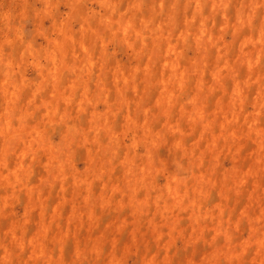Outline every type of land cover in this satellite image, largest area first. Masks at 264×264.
I'll return each instance as SVG.
<instances>
[{"label":"rangeland","instance_id":"obj_1","mask_svg":"<svg viewBox=\"0 0 264 264\" xmlns=\"http://www.w3.org/2000/svg\"><path fill=\"white\" fill-rule=\"evenodd\" d=\"M68 2L63 0L58 4L61 13ZM128 2L120 0L122 7ZM221 2L227 4L229 0H166L174 12V27L159 37L155 56L133 59L126 48L108 45L111 55L105 62L103 79L88 81H82L72 72V59L88 48L87 43L78 40L74 34L80 24H73L71 31H65L63 21L51 14L36 16L34 13L45 8L49 0H4L0 3V18L18 25V13H23L22 31L35 34L26 41L29 57L35 56L32 49L40 48L50 55L51 69H42V61L32 62L23 79L32 81L39 77L43 80L45 71L52 72L62 66L68 73L61 82L76 93L75 96L72 92L62 95L52 109L60 114V119H73L74 123L63 127L56 125L49 138L48 151L64 140L69 127L72 134L79 135L77 143L66 154L70 173L65 172L61 164L59 178L49 179L48 158L45 157L44 166L32 169L19 189L5 175L4 184L0 186V233L15 232L19 228L28 241L36 242L38 257H43L46 249L51 257L53 245H56L55 254L61 262L65 256H71L74 246L72 239L57 243L61 236L71 235L76 242L108 238L110 249L118 244L123 250L142 235L149 259L155 257L158 242L163 238V233L157 230L155 206L151 214H145L140 207L143 197H137L135 188L126 203L120 184L129 171L128 165L141 151L143 137L136 134L137 130L147 135L167 123L173 134H179L175 141L153 142L156 158L165 167L175 157L174 149L184 147L183 137H187L189 151L196 148L201 158L207 152L219 160L218 133L205 136V132L217 121L218 128L223 129L227 123L225 109L232 102L233 95L240 93L241 81H252L247 86V95L255 98L257 83L264 77V59L258 48L253 54L250 43L259 39L258 31L255 37L251 32L233 35L227 28V12L217 9ZM90 3L96 5V0H90ZM151 7L152 0L140 3L144 18L151 14ZM156 22L159 23V18ZM97 54L95 51L88 53L94 73L101 71L95 60ZM58 57L60 65L57 64ZM77 84L80 87L77 88ZM53 95V89H45L41 103H50L48 98ZM177 97L181 98L178 110L185 114L188 122L185 125L158 117L159 113L167 116L177 110ZM44 112L47 113L48 108ZM150 113L156 117L151 123ZM208 115L211 119H205ZM113 143L117 146L118 161L111 163L106 170L103 167L98 169L96 148ZM223 168L227 169L228 165L224 164ZM175 179L173 176L172 183H169L166 176L164 185L173 202L180 205V211L173 224L164 230L191 231L193 222L198 219L193 217L191 208L195 206L197 213L203 210L204 215H209L219 205V189L210 192L202 205H196L192 200L184 205L182 195L175 187ZM256 183L254 181L251 187L240 190L233 208L240 205V210H245ZM173 246L180 248L181 241H173ZM140 247L143 251V242ZM163 251L165 255L172 251L167 242ZM182 256L183 252L168 256V264H178ZM135 260L136 257H130L129 264Z\"/></svg>","mask_w":264,"mask_h":264},{"label":"clouds","instance_id":"obj_2","mask_svg":"<svg viewBox=\"0 0 264 264\" xmlns=\"http://www.w3.org/2000/svg\"><path fill=\"white\" fill-rule=\"evenodd\" d=\"M60 2L63 0H49L45 8L34 14L39 17L51 14L62 20L65 31H71L73 24L81 25L74 34L78 40H84L88 48L71 62L73 75L82 81L103 79L105 62L111 55L108 45L126 48L133 59L143 56L151 59L155 56L159 37L174 27V12L166 0H152L151 14L147 18L140 12L142 0H129L126 7H122L120 0H96L98 6L90 0H69L63 13L58 9ZM217 9L227 12V28L233 35L251 32L255 37L258 31L259 39L250 43L253 54L258 48L264 59V0H229L227 4L221 2ZM18 15V25L0 18V186H3L7 175L17 189L26 182V175L32 169L44 166L45 157L48 158L49 179L59 178L61 164L64 171L70 173L66 154L79 140V135L72 134L69 127L64 140L48 151L49 138L56 125L63 127L74 123L73 119H60V114L52 109L62 95L72 92L75 96L76 93L61 82L68 73L62 66L52 72L45 71L43 80L39 77L32 81L23 79L32 62L42 61V69H51L52 65L50 55L43 48L32 49L35 56L29 57L26 41L35 34L22 31L24 15ZM158 18L159 23L156 22ZM93 51L98 53L95 57L101 68L98 73H94L89 64L88 53ZM57 64L60 65L59 57ZM251 83V80L247 83L241 81L240 93L233 95L232 102L225 109L227 123L223 129L218 128L217 121L205 132V136L218 133L219 160L207 152L201 158L196 148L189 151L187 137H183L184 147L174 149L175 157L165 167L156 158L153 142L175 141L179 134H173L167 123L147 135L137 130L136 134L143 137L141 151L128 165L129 171L120 184L126 203L135 188L137 197H143L140 207L145 214H151L155 206L157 230L163 233V238L158 242L154 258L149 259L147 243L142 235L123 250L118 244L110 249L108 238L76 242L71 235L61 236L57 243L63 239L74 241L70 257L65 256L61 262L55 254L56 245H53L51 257L47 249L43 257H38L36 242L28 241L18 228L15 232L0 233V264H129L130 257H136L133 264H168V256L181 252L183 256L178 264H264V77L257 83L255 98L247 95V86ZM49 88L54 91V95L48 98L51 102L41 103L42 94ZM180 103L181 98L177 97V110L167 116L159 113L158 117L185 125L188 122L185 114L178 110ZM74 104L75 100L73 107ZM45 108H48L47 113ZM154 118L150 113L149 123ZM205 119H211V116ZM116 147L113 143L96 148L98 169L103 167L106 170L111 163L118 161ZM212 155H215V150ZM224 164L228 165L227 169L223 168ZM166 176L169 183L175 176V187L181 193L184 205L189 200L202 205L210 192L219 189L218 207L204 215L203 210L197 213L193 206V217L198 219L193 222L191 231L175 228L165 231L164 228L173 224L180 211V205L173 202L164 185ZM254 181L257 183L245 210L241 211L240 205L233 208L240 190L251 187ZM175 240L181 241L180 248L173 246ZM142 242L143 251L140 247ZM165 242L172 248L167 255L163 251Z\"/></svg>","mask_w":264,"mask_h":264}]
</instances>
